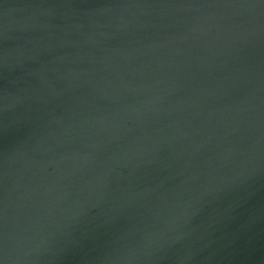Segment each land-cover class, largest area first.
<instances>
[{"label":"water","instance_id":"1","mask_svg":"<svg viewBox=\"0 0 264 264\" xmlns=\"http://www.w3.org/2000/svg\"><path fill=\"white\" fill-rule=\"evenodd\" d=\"M0 264H264V0H0Z\"/></svg>","mask_w":264,"mask_h":264}]
</instances>
